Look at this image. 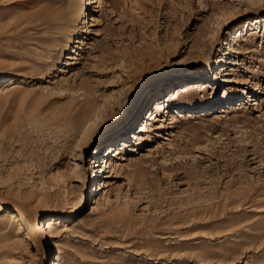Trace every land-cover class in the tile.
Listing matches in <instances>:
<instances>
[{"label": "rangeland", "instance_id": "374dc122", "mask_svg": "<svg viewBox=\"0 0 264 264\" xmlns=\"http://www.w3.org/2000/svg\"><path fill=\"white\" fill-rule=\"evenodd\" d=\"M90 1L0 0V264H264V0ZM218 62L206 106L98 176ZM100 179L109 201L76 226Z\"/></svg>", "mask_w": 264, "mask_h": 264}, {"label": "bare ground", "instance_id": "6f19581e", "mask_svg": "<svg viewBox=\"0 0 264 264\" xmlns=\"http://www.w3.org/2000/svg\"><path fill=\"white\" fill-rule=\"evenodd\" d=\"M92 4H95L93 7H99L100 4H101V0H91L90 2H88L86 4V6L88 5H92ZM83 7H84V3H81L77 6L74 7V10H73V15L76 17V18H79L80 15L82 14L83 12ZM92 7V6H91ZM93 19V16L92 18ZM94 21V20H93ZM247 28L250 26L249 23L246 24ZM243 27V26H242ZM252 27V25H251ZM242 28L238 31H236L234 34H233V37L232 39L228 41V44H227V49L225 50V54L224 56H222L220 59H221V63L223 62H226L228 63L229 65L228 66H231V65H236L237 62H236V58H231V53L232 55L233 54H237V53H241L242 49L243 48V42L247 41L248 39V36L247 35L248 33L246 32L245 35H242ZM65 36H66V39L68 41H70L72 38H71V33L70 31H66L65 32ZM242 36V37H241ZM238 37H241L240 39H238ZM242 41V42H240ZM228 56V57H227ZM219 59V60H220ZM229 59H232L229 61ZM214 69L213 67L210 68V72L213 71V76H217L218 78H220V81H225V82H228V81H231V79L229 78L230 76V73L227 71L228 69V66L224 67L222 64H220V62H218L216 65H214ZM216 68V69H215ZM231 69H234L232 67H230ZM207 70V71H208ZM211 75V74H210ZM209 77L208 80H206V78ZM211 82V81H217V79H214L212 80L211 79V76H206L204 78H201V79H197L195 80L192 84H190L188 87H186V89L182 90V91H177L175 92L171 98H173L175 95H178V94H182L183 92H189L191 90V93H194L196 94L197 91H199L200 88H204V93L202 94V97H204V95L207 97V100L209 99L212 100L215 95H216V92H215V89L217 90V87L214 88L213 87V83H211V92H209V89L206 90V82ZM206 90V92H205ZM208 92V93H207ZM189 93V94H191ZM243 93V92H242ZM188 94V95H189ZM193 94V95H194ZM187 96V95H185ZM195 96V95H194ZM200 96V95H199ZM184 98V96H183ZM180 99H182V97H180ZM188 99V98H186ZM166 101V100H165ZM178 101L180 103L182 102H187V100H179ZM197 102L196 101V98H195V101L194 103ZM172 104V102H171ZM242 103H239V106L241 105ZM168 106L169 103L162 101V103L155 107V109L153 111H151V113L149 114L150 117H148L147 120H145L144 122H141V127L138 125L137 129L134 128L136 131L135 133H133L132 138H135L134 141L136 140L137 142H135L136 144H139V142H147L145 141V139L149 137V134L151 133V131L153 130L154 132L156 131L154 127V125L156 124L153 120H151V118L154 119V116H159V117H162V116H165L167 115L169 112H165L164 115L162 114H157L156 115V110L161 107V106ZM206 106V105H205ZM236 106V105H235ZM178 114V112H175L173 111L171 113V118H173L174 116H176ZM193 116V113H191V111H186V113H184V119H188L190 117ZM148 122V123H147ZM165 122L166 121H162V125H165ZM181 122V121H180ZM147 124V125H146ZM178 124V123H177ZM176 124V125H177ZM161 125V126H162ZM177 127V126H176ZM173 131H171V133H168V134H172ZM165 137V136H163ZM162 137V138H163ZM128 140H122V143L121 145H118V147L122 148V146H124L126 144ZM134 143V144H135ZM135 144V145H136ZM117 145V144H116ZM120 148H116L114 146H110V148L107 150L109 154L107 155H104L102 158H101V163L102 164H99L97 165L96 167V171H98V173L101 171L100 167L102 165V168L105 167L107 170L110 169L111 172H112V175H115L116 177H123L126 175V170H132L135 166H136V163L139 162L140 160L136 158V155L132 152V151H127L125 149H123V152L121 153H118L119 149ZM117 149V150H116ZM126 151V152H124ZM117 155V157H116ZM128 158V161H126V159ZM135 161V162H134ZM100 168V169H98ZM105 170V171H107ZM122 170H125L124 172H122ZM99 182H101V184L97 185L96 188H94L93 191H95V194L94 196L92 197V201L90 202L89 205H87V192H84L83 193V196L81 198V201H80V204H78L77 206L74 207V211L76 212H81L83 210V207H86V210L82 212V214L76 219L77 222H76V226H80V225H84L86 224V222L99 210V208L101 207L102 203H104L105 201H109V192H110V183L106 180H99ZM98 182V183H99ZM98 187V188H97ZM74 225V226H75ZM48 232H49V236L50 237H55L56 236V228L55 226H53L52 224H49V225H45V227ZM66 228H63V230H65ZM18 230V229H17ZM55 246L58 245L57 243L54 244ZM50 264H59L58 263V255L54 254V259L52 262H50Z\"/></svg>", "mask_w": 264, "mask_h": 264}]
</instances>
